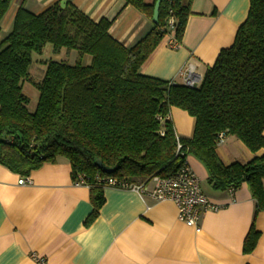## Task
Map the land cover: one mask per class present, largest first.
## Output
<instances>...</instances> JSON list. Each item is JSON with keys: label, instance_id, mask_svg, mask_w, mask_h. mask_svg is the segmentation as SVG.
Wrapping results in <instances>:
<instances>
[{"label": "trees", "instance_id": "16d2710c", "mask_svg": "<svg viewBox=\"0 0 264 264\" xmlns=\"http://www.w3.org/2000/svg\"><path fill=\"white\" fill-rule=\"evenodd\" d=\"M12 1L0 0V32ZM124 1L149 22L128 47L111 35L113 21H95L70 1L62 8L57 0L38 13L20 5L0 40V164L26 176L68 159L72 178L82 175L90 187L89 226L105 202L109 178L146 183L174 174L193 155L214 189L248 185L256 207L243 251L251 253L260 237L255 218L264 210V154L226 165L217 148L223 132L252 152L264 149V0H250L233 44L196 87L141 71L168 33L182 41L192 0H161L158 22L157 0ZM48 46L53 55L75 53L76 61L42 58ZM36 61L45 65L40 80L30 73ZM25 83L39 91L34 111ZM172 107L195 118L191 137L177 134L168 117Z\"/></svg>", "mask_w": 264, "mask_h": 264}, {"label": "crops", "instance_id": "0c3cea01", "mask_svg": "<svg viewBox=\"0 0 264 264\" xmlns=\"http://www.w3.org/2000/svg\"><path fill=\"white\" fill-rule=\"evenodd\" d=\"M55 1L13 0L2 21L0 40L10 31L21 4L38 13ZM69 1L95 21H113L111 35L127 47L149 28L148 19L124 0ZM249 7L250 0H192L182 41L175 40L173 31L168 33L141 71L183 83L180 70L193 63L203 77L220 51L233 44ZM169 118L178 135H193L195 118L187 111L172 107ZM217 153L229 165L248 162L263 155L264 149L252 152L228 135ZM187 163L200 178L203 192L221 206L203 214L200 231L178 219L173 201H155L149 194L116 187L104 189L99 215L86 226L94 208L90 187L74 183L68 159L60 157L33 170L32 184L26 185L18 182L22 175L0 164V264H38L32 254L44 257L47 264H264V210L255 218L260 231L256 248L243 251L256 207L248 185L231 196L227 189L211 186L199 159L189 155ZM146 187L151 191L154 183L149 181Z\"/></svg>", "mask_w": 264, "mask_h": 264}, {"label": "built area", "instance_id": "2783aa9c", "mask_svg": "<svg viewBox=\"0 0 264 264\" xmlns=\"http://www.w3.org/2000/svg\"><path fill=\"white\" fill-rule=\"evenodd\" d=\"M180 74L183 78V83L189 87H196L201 83L202 77L197 73L193 63H187L181 70ZM169 117V116H168ZM220 143L223 142L225 134L222 132L219 135ZM152 181L154 187L149 191L146 184ZM146 183H128L120 182L114 178H109L106 181L108 187L116 188H131L136 190L142 196L149 194L155 201L171 200L178 210V219L188 226L193 227L196 231L202 229V216L208 210H218L220 205L213 202L202 190L201 180L194 170L187 164L181 167L174 174L169 176L155 175ZM19 184H32V179L29 175L22 176L19 179ZM76 185L89 186L82 175H78L74 179ZM228 192L231 196L234 195L235 189L229 187ZM32 257L38 264H47L44 257L32 254Z\"/></svg>", "mask_w": 264, "mask_h": 264}, {"label": "rangeland", "instance_id": "374dc122", "mask_svg": "<svg viewBox=\"0 0 264 264\" xmlns=\"http://www.w3.org/2000/svg\"><path fill=\"white\" fill-rule=\"evenodd\" d=\"M50 48H51L50 46L47 47V49L45 50V53L43 55H41V56H43L42 58H44V59H49V58L60 59L63 57L64 59H67L71 63H74L76 61V54L75 53L73 55H71V54L70 55H61V56H59L60 58H58V56H54L52 54V51ZM35 57H39V55L36 54ZM38 60H41V59H38ZM30 73L36 80H40L44 75L43 64H41L40 61L34 62L30 67ZM23 89H24V92L31 98V102L29 104V109L31 111H34L36 108V105H37L39 91L36 88H34L30 83H25ZM34 92L37 93V96H35Z\"/></svg>", "mask_w": 264, "mask_h": 264}, {"label": "water", "instance_id": "95a60500", "mask_svg": "<svg viewBox=\"0 0 264 264\" xmlns=\"http://www.w3.org/2000/svg\"><path fill=\"white\" fill-rule=\"evenodd\" d=\"M160 3H161V0H157L156 3H155V10H154V15H153V22H158ZM66 5H67V0H61L60 1V6L62 8H65Z\"/></svg>", "mask_w": 264, "mask_h": 264}]
</instances>
